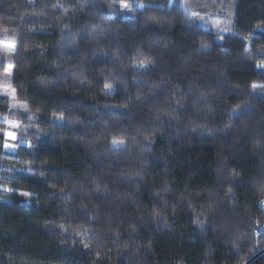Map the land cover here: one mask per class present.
<instances>
[{
    "label": "trees",
    "instance_id": "16d2710c",
    "mask_svg": "<svg viewBox=\"0 0 264 264\" xmlns=\"http://www.w3.org/2000/svg\"><path fill=\"white\" fill-rule=\"evenodd\" d=\"M202 1L232 32L181 0H0L37 117L14 157L0 135V264H264V0Z\"/></svg>",
    "mask_w": 264,
    "mask_h": 264
},
{
    "label": "rangeland",
    "instance_id": "374dc122",
    "mask_svg": "<svg viewBox=\"0 0 264 264\" xmlns=\"http://www.w3.org/2000/svg\"><path fill=\"white\" fill-rule=\"evenodd\" d=\"M182 3L193 12L195 18L202 24H210L213 29L217 31H222L223 34H228L232 32V27L234 26V12L232 9H225L221 7H213V6H208L206 5L202 0H181ZM2 48L4 50L5 57L7 59V64H13L14 65V52L9 53L6 50V45L7 44H15V36L12 35L11 33L3 32L2 33ZM14 69V68H13ZM13 69L11 72V75H7L5 72L2 74L0 78V89H3L5 87L12 88V73ZM2 94L4 92L0 90ZM5 95V94H4ZM7 100L10 104V108L12 110L11 115H6V116H0V120H10L17 122L19 124V127L12 129L16 133V140L14 143L19 144L20 146H29V142H25L21 140L18 136V131L21 130H26L28 126L23 127L22 129V121L20 117L23 114H28V121H34L36 120V116L34 114L29 113V111H25L24 108L21 107V105H26L24 102L20 101L15 97V99H12L10 96H7ZM52 121L55 123H63L64 118L62 116H54L52 118ZM7 127V125H6ZM124 145V144H123ZM123 145H114L115 147H120ZM18 149V148H17ZM17 149L15 150H8L5 149V156L7 157H14L17 155ZM18 169V168H17ZM3 170H13V168L8 167L4 165ZM23 170V169H22ZM23 171H26L23 170ZM1 176H5L3 173ZM0 189L1 190H6L2 184H0ZM6 201L5 198L0 197V202Z\"/></svg>",
    "mask_w": 264,
    "mask_h": 264
},
{
    "label": "snow or ice",
    "instance_id": "6c2138e0",
    "mask_svg": "<svg viewBox=\"0 0 264 264\" xmlns=\"http://www.w3.org/2000/svg\"><path fill=\"white\" fill-rule=\"evenodd\" d=\"M121 7L122 8H128L129 7L126 0H121ZM5 31H7V29H5ZM221 39H223V37H221ZM0 43H3V42H0ZM6 50L9 53L14 52L15 51V44H7ZM138 63H139L140 67L146 66V61L142 60V61H139ZM257 67H264V65H257ZM13 68H14L13 64H7L5 69H4V72L7 75H11ZM258 87L264 88V85L253 84V89L258 88ZM105 88L111 90L112 85L105 84ZM0 90H2L5 95L10 96L12 99H15L16 90L14 88H10V86H9V87H5V88L0 89ZM21 107L24 108L25 111H29L27 108V105H21ZM29 118H32V117L30 116ZM0 124L7 125V127H5V128H0V135H2L4 138L3 148L8 149V150H15V149L19 148L20 145L17 143H14V141L16 140V133L14 131H12V129L19 127V124L17 122L6 120V119L0 120ZM112 144L113 145H123L124 141L122 139L117 140L116 138H113ZM21 194L22 195H29V193H21ZM262 203H264V201H262Z\"/></svg>",
    "mask_w": 264,
    "mask_h": 264
},
{
    "label": "built area",
    "instance_id": "2783aa9c",
    "mask_svg": "<svg viewBox=\"0 0 264 264\" xmlns=\"http://www.w3.org/2000/svg\"><path fill=\"white\" fill-rule=\"evenodd\" d=\"M262 201H264V197L259 200L258 205L262 209V211L264 212V203H262ZM263 229H264V225L262 227L256 228L255 229V234L257 236H260L262 231H263ZM261 253H264V249L262 250Z\"/></svg>",
    "mask_w": 264,
    "mask_h": 264
}]
</instances>
